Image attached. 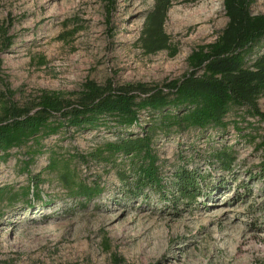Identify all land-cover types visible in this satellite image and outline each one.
Here are the masks:
<instances>
[{
    "label": "rangeland",
    "instance_id": "rangeland-1",
    "mask_svg": "<svg viewBox=\"0 0 264 264\" xmlns=\"http://www.w3.org/2000/svg\"><path fill=\"white\" fill-rule=\"evenodd\" d=\"M223 1L175 0L165 22L171 48L147 53L139 37L155 0H0V113L5 102L30 104L43 90L75 99L89 80L163 86L182 78L192 52L225 27ZM252 9L264 13V0ZM227 120L225 130L161 137L155 148L164 188L134 198L112 164L71 161L82 179L103 188L86 200L68 195L45 170L48 152L30 170L24 151L0 160V186L18 190L33 176L44 179L32 206L23 195L0 201V264H264L262 123L240 107ZM102 134L65 130L44 143L86 155L114 137ZM223 147L236 157L231 170L210 157ZM180 165L204 176L193 204L176 193Z\"/></svg>",
    "mask_w": 264,
    "mask_h": 264
},
{
    "label": "trees",
    "instance_id": "trees-1",
    "mask_svg": "<svg viewBox=\"0 0 264 264\" xmlns=\"http://www.w3.org/2000/svg\"><path fill=\"white\" fill-rule=\"evenodd\" d=\"M174 1L155 0L139 37L145 52L171 48L165 22ZM255 1L224 0L228 19L225 27L213 42L192 52L188 73L163 86L146 82L99 84L89 80L75 99L43 90L30 104L5 102L0 113V160L7 161L15 152L24 151L27 159L23 169L30 170L37 158L48 152L45 170L53 174L68 195L86 200L99 195L103 188L96 181L89 184L82 179L71 161L80 158L112 164L119 167L116 172L124 192L134 198L146 188H164L155 148L161 137L192 130H225L230 123L229 112L240 107L262 123L258 148L263 153L264 174V110L259 106V99L264 97V13L253 12ZM233 123L236 130L241 128L238 122ZM65 130L73 135L92 132L102 137V133H111L114 137L103 139L86 155L75 151L65 155L46 147V139ZM210 157L222 170H231L236 160L227 147L211 150ZM119 158L127 162L128 169L120 168ZM198 172L180 165L174 173L176 193L188 204L195 203L202 194L204 176ZM43 181L41 175L33 176L28 185L18 190L2 185L0 201L6 198L12 202L23 195L28 196L30 207V199L41 197Z\"/></svg>",
    "mask_w": 264,
    "mask_h": 264
}]
</instances>
